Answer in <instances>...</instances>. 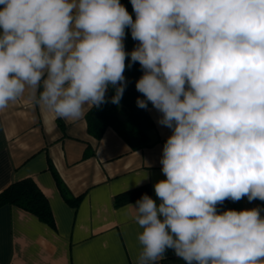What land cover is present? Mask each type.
<instances>
[{"label": "clouds", "instance_id": "clouds-1", "mask_svg": "<svg viewBox=\"0 0 264 264\" xmlns=\"http://www.w3.org/2000/svg\"><path fill=\"white\" fill-rule=\"evenodd\" d=\"M0 0V112L27 91L57 118L119 105L126 67L171 129L154 184L127 204L142 232L135 264L167 249L186 264H264V0ZM126 28L138 41L125 51ZM130 57L126 65V58Z\"/></svg>", "mask_w": 264, "mask_h": 264}, {"label": "crops", "instance_id": "crops-1", "mask_svg": "<svg viewBox=\"0 0 264 264\" xmlns=\"http://www.w3.org/2000/svg\"><path fill=\"white\" fill-rule=\"evenodd\" d=\"M147 110L155 124L149 131L153 143L135 150L112 127L96 138L87 131L85 116L57 118L27 91L0 112V191L31 177L47 197L55 224L16 205H1L0 264H135L142 229L127 204L138 199L116 207L113 197L148 184L149 196L160 203L154 184L166 178L160 158L171 129L157 123L160 113L153 106ZM54 171L71 195L80 197L76 205L61 194ZM255 207L264 209V201L244 197L225 200L218 211ZM157 264L186 262L167 249Z\"/></svg>", "mask_w": 264, "mask_h": 264}, {"label": "trees", "instance_id": "trees-1", "mask_svg": "<svg viewBox=\"0 0 264 264\" xmlns=\"http://www.w3.org/2000/svg\"><path fill=\"white\" fill-rule=\"evenodd\" d=\"M126 10L135 20V12L131 0H120ZM124 39L125 51L131 52L138 41L132 39L131 29L126 28ZM130 57L126 58V65ZM142 70L139 63L126 67L125 77L127 87L119 105L111 103L114 90L109 89L106 93L108 102L99 108L93 107L85 114L87 131L92 136L98 138L102 135L106 127H112L131 147L139 149L151 145L153 142L149 138V131L155 128L153 119L147 109L137 106V98L144 99L143 94L136 90V81L141 77ZM152 106L149 102L148 107ZM90 152L87 151L86 154ZM56 184L67 202L76 205L79 196L74 197L54 171ZM150 194L148 184H142L131 189L119 192L113 197L114 206H121L125 203L140 199L143 194ZM3 204H13L19 208L36 215L39 219L54 227V218L47 197L37 186L31 177H24L9 183L0 191V206Z\"/></svg>", "mask_w": 264, "mask_h": 264}]
</instances>
